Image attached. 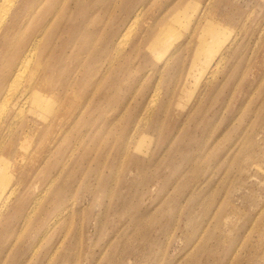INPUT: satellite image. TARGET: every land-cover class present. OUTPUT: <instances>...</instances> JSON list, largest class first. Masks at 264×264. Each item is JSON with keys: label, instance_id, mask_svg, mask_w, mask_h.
<instances>
[{"label": "rangeland", "instance_id": "374dc122", "mask_svg": "<svg viewBox=\"0 0 264 264\" xmlns=\"http://www.w3.org/2000/svg\"><path fill=\"white\" fill-rule=\"evenodd\" d=\"M28 51L0 264H264V0H15L0 100Z\"/></svg>", "mask_w": 264, "mask_h": 264}, {"label": "bare ground", "instance_id": "6f19581e", "mask_svg": "<svg viewBox=\"0 0 264 264\" xmlns=\"http://www.w3.org/2000/svg\"><path fill=\"white\" fill-rule=\"evenodd\" d=\"M14 2H15V0H1V2H0V28L2 27V25L5 22V20L7 19L9 12H10L11 8L14 5ZM206 25H208V27L211 30L215 29V27L211 23H208ZM214 33H215V31H214ZM173 38H174L173 35H166V33H162L150 44L148 49L151 52H155V53H157V52H160V53L161 52H166L169 49V47L171 45V41H172ZM30 54L32 55L33 52L32 51H28L26 53V55L21 59L17 70L15 71V73L13 74L11 80L9 81V83L7 85V88L5 90L3 98L0 100V119H1V114L3 113V110H4L3 107L7 103L11 102L18 93H20V96L22 95L20 97L21 101H19L21 103L20 106L24 107L22 105H27V101L30 98V92L27 91V87L26 86H25L26 88L24 87V89L22 91H19V88L21 87V84H22V82L24 80V77H25V74L27 72V67H28V64H29L28 56ZM31 96H32V94H31ZM18 111L22 112L20 107H19ZM15 118H21V115L18 114V113L15 114L14 118L11 117L9 119L10 120L9 124L12 123V119H15ZM42 149H41V151H42ZM0 189H1V187H0ZM13 192H14V189L9 190V192L7 194V198H9L13 194Z\"/></svg>", "mask_w": 264, "mask_h": 264}]
</instances>
